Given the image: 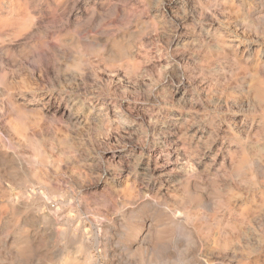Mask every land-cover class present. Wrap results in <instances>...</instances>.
Instances as JSON below:
<instances>
[{"label":"clouds","instance_id":"9594fccd","mask_svg":"<svg viewBox=\"0 0 264 264\" xmlns=\"http://www.w3.org/2000/svg\"><path fill=\"white\" fill-rule=\"evenodd\" d=\"M0 264H264V0H0Z\"/></svg>","mask_w":264,"mask_h":264}]
</instances>
